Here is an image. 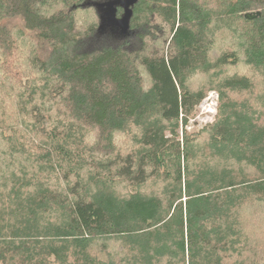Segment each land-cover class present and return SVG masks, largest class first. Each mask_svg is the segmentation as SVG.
<instances>
[{
	"label": "trees",
	"instance_id": "obj_1",
	"mask_svg": "<svg viewBox=\"0 0 264 264\" xmlns=\"http://www.w3.org/2000/svg\"><path fill=\"white\" fill-rule=\"evenodd\" d=\"M92 1L0 0V264H264V0Z\"/></svg>",
	"mask_w": 264,
	"mask_h": 264
},
{
	"label": "water",
	"instance_id": "obj_2",
	"mask_svg": "<svg viewBox=\"0 0 264 264\" xmlns=\"http://www.w3.org/2000/svg\"><path fill=\"white\" fill-rule=\"evenodd\" d=\"M138 2V0H102L88 2L87 5H91L96 8L99 16V25L97 32H111L118 36L129 35V22L132 16V8ZM122 8L123 12L120 16H117V9ZM259 15L245 14L247 19L253 18Z\"/></svg>",
	"mask_w": 264,
	"mask_h": 264
},
{
	"label": "rangeland",
	"instance_id": "obj_3",
	"mask_svg": "<svg viewBox=\"0 0 264 264\" xmlns=\"http://www.w3.org/2000/svg\"><path fill=\"white\" fill-rule=\"evenodd\" d=\"M202 79L196 81L199 84ZM217 105H218V92L216 90L210 89L207 91V95L201 101V103L196 107V110L192 117H190L186 130L189 133L198 132L201 128H203L206 124L211 123L214 120V117L217 112ZM182 132L180 131V135ZM258 235L264 236V229L260 230L258 228Z\"/></svg>",
	"mask_w": 264,
	"mask_h": 264
}]
</instances>
